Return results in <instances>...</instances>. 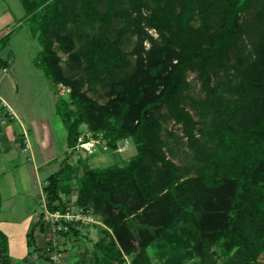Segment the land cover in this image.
<instances>
[{
    "label": "trees",
    "instance_id": "1",
    "mask_svg": "<svg viewBox=\"0 0 264 264\" xmlns=\"http://www.w3.org/2000/svg\"><path fill=\"white\" fill-rule=\"evenodd\" d=\"M20 1L40 47L35 66L55 91L68 90L56 102L68 150L83 126L108 149L125 140L136 148L125 166L81 176L62 162L43 188L46 208L69 205L60 185L74 174V204L112 232L95 246L100 264H153L149 251L162 264H264V0ZM98 85L104 103L89 96ZM182 141L178 165L171 143ZM34 232L28 248L51 262ZM0 264H19L1 231Z\"/></svg>",
    "mask_w": 264,
    "mask_h": 264
},
{
    "label": "rangeland",
    "instance_id": "2",
    "mask_svg": "<svg viewBox=\"0 0 264 264\" xmlns=\"http://www.w3.org/2000/svg\"><path fill=\"white\" fill-rule=\"evenodd\" d=\"M18 1L7 0L9 4L13 3L14 6L19 5ZM15 16H17V13ZM9 17L11 16H8L6 21L7 25L11 27L13 25H9ZM27 32V30H24L11 34L8 44L9 50H7L11 54L9 57H6V54L2 56L3 59L10 60L11 63L14 61V57L18 56L16 62L18 71L14 69L12 74H7L4 81L0 84V108L2 110H0V119L5 121V125L1 126L2 133H9V131L14 129L23 132L22 126L24 130L28 131L30 129L28 122L33 121L34 125L32 127L35 134L39 133L41 136H46L47 152L56 155L57 160L46 165L43 171L39 173L38 180L43 185L50 175L60 169L64 161H68L70 165L78 168L77 176H81L86 168L103 169L112 165L125 166L136 154L135 145L130 140L126 144L125 141L120 143L121 151L105 150L103 147L91 148L89 146L75 151L68 150L66 129L61 118L56 113V102L61 98L68 99V90L57 88L55 91L42 72L36 68H31L29 64L30 54L22 55L25 43L24 38L28 37ZM31 32L35 36L32 30ZM2 35L3 32L0 33V37ZM77 45H79L78 42ZM131 49L132 44L126 46V51H130ZM31 51L32 53L34 52L33 50ZM59 55L63 60L62 66L64 67L67 55L61 52ZM189 80L191 83L190 94L198 96L200 85L195 74H189ZM17 88L19 96L16 97L15 92ZM96 90L95 93H89V96L96 99L99 103H104L106 100L104 90L99 85L96 86ZM13 97L20 103L22 112L26 115V119H22V121L18 119V123L13 117L6 116L8 109L13 110L11 103ZM192 113L194 112L192 111ZM165 127L177 137L182 135L179 126H175L172 122L165 125ZM81 129L82 132L86 131L85 126ZM40 145L41 143L34 140L33 146L35 151L32 150V153L18 150L16 153L4 155L3 151H0V175H4V177L1 176L0 178V201L2 205L0 209V224L3 222L10 224L25 221L35 211L36 213L40 212L41 207L37 205L40 190L34 187L35 184L31 178L28 166L32 159L31 154L38 153ZM171 145L175 152L173 161L178 165H183L188 155L185 143L182 141L177 146H174L172 143ZM39 153L38 155L41 156ZM76 180L77 177L73 174L68 182L61 183L59 193L63 202H75L77 194ZM97 219L101 223L100 225L83 228L80 236H71L68 243L59 245L62 250L67 248L68 254L63 259L57 262H48L44 259L35 262V264H100L103 252H100V249L95 246L99 243L108 244L112 238V232L104 225L101 216H97ZM132 224L134 225L135 223L132 222ZM42 236L40 242L43 246V240H46L47 237L44 234ZM149 254L153 264H162L154 258L153 251H149ZM13 259L21 264V261L16 259V257ZM126 261L127 264H130L131 258H126ZM261 261L264 263V254L261 256Z\"/></svg>",
    "mask_w": 264,
    "mask_h": 264
},
{
    "label": "crops",
    "instance_id": "3",
    "mask_svg": "<svg viewBox=\"0 0 264 264\" xmlns=\"http://www.w3.org/2000/svg\"><path fill=\"white\" fill-rule=\"evenodd\" d=\"M19 5L14 6L13 3L9 4L7 0H0V33L3 32V35L0 37H4L5 35L10 33L11 34L15 32H21L24 30H27V36L24 38V47L22 50V55H28L29 56V64L31 68H36L40 72H42L38 67L35 66L34 60L40 50L39 44L37 42V39L35 36H33L31 29L28 25H25L22 21L25 15V11L22 7L21 1L19 0ZM16 7V8H15ZM17 13V16L15 14ZM8 16L10 18V24L13 26H8L6 18ZM14 18V19H13ZM10 41V38H9ZM8 43L6 46L0 50V59L4 62V65L0 67L1 73H0V84L4 81L5 77L7 74H12L13 70L16 69L18 71V66H17V57H14V61L11 63L10 60H5L2 58L3 54H6V57H9L11 52L7 51L8 49ZM33 50L34 52L32 53ZM5 52V53H4ZM16 63V64H15ZM43 74V72H42ZM44 76V74H43ZM15 96H19V91L18 88L16 89ZM12 103V109H8L6 116H11L14 118V120L18 123V119L22 121V119H26V115H24V112H22L21 105L20 103L13 97L11 99ZM6 104V102H5ZM5 107V106H4ZM2 107V109H4ZM1 110V108H0ZM2 111V110H1ZM57 113V111H56ZM30 129L28 131L24 130V127L22 126L23 132H19V130L14 129L9 131V133H2L1 126L5 125V121L3 119H0V151H3L4 155L16 153L18 150L21 152H31L34 150V140H37V142L41 143L39 154L36 152L35 154H31L32 159L31 162L29 163V170L31 174V178L33 180V183L35 184V188H39L40 193H39V199L37 202V205H40L41 210L40 212L35 213L25 221H20V222H15V223H6L3 222L0 224V231L3 232L7 237H8V242H9V253L12 258L19 259L21 261V264H25L26 261H28L30 264H35V262L39 260H44L41 259L40 252L34 251V248H28L27 245V234L30 233V231L34 228V237H35V245L37 248H44L45 246V239L43 246L41 245V237H43L42 232L36 225L38 224L43 212L46 209V203H45V194L43 191V188L46 184H40L38 180V175L41 171H43L44 167L48 164H51L52 162H55L57 160V156L47 152V141L46 136H41V134L37 133L35 134L34 129H33V121L28 122ZM45 134V133H44ZM67 134V132H66ZM43 135V134H42ZM41 136V137H40ZM67 136V135H66ZM22 141V142H21ZM66 143H67V137H66ZM28 145V147H27ZM40 158V160H38ZM36 159V160H35ZM4 177V175H0ZM73 204V203H69ZM1 201H0V209H1ZM83 229V228H82ZM82 229H79V235H81ZM71 236L67 237L64 239L63 243H68L69 239ZM67 249V248H66ZM63 250L64 252V257L68 254L67 250ZM14 256V257H13Z\"/></svg>",
    "mask_w": 264,
    "mask_h": 264
},
{
    "label": "built area",
    "instance_id": "4",
    "mask_svg": "<svg viewBox=\"0 0 264 264\" xmlns=\"http://www.w3.org/2000/svg\"><path fill=\"white\" fill-rule=\"evenodd\" d=\"M85 137L88 138L87 141H85ZM126 143H128V140H125ZM87 146L108 149L102 135L96 137L85 131L73 151L87 148ZM121 149L119 145L117 151H121ZM40 224L45 230L44 236L47 237L44 246L47 256L51 262H57L64 258V252L59 246L65 239L64 234L71 233L72 229L79 230L89 226L100 225L101 223L92 209L78 207L73 203L67 205L64 210L49 211L46 208L40 219ZM49 243L51 247L47 246Z\"/></svg>",
    "mask_w": 264,
    "mask_h": 264
}]
</instances>
